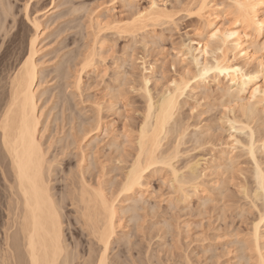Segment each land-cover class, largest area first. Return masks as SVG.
<instances>
[{"label": "rangeland", "instance_id": "1", "mask_svg": "<svg viewBox=\"0 0 264 264\" xmlns=\"http://www.w3.org/2000/svg\"><path fill=\"white\" fill-rule=\"evenodd\" d=\"M3 1H5L4 4ZM148 1L149 0H135V1L133 0L131 3H128L127 0H32V1L31 0H1L0 2H2L3 5L0 6V21L3 20L2 16L3 18H5V20L3 22L2 29L0 30L1 32L0 33L1 34L0 35V39H1L0 99L4 98L5 96L6 93L5 90H7L6 88L8 87L6 83H8L7 80L10 77V74H12L13 69L17 67L19 61L23 59V57L26 55L28 42H29L28 40L31 38V36H33L32 34L34 33L32 25H30L31 20L36 19L40 25V33L36 47L38 54L36 53L35 61L36 63H38L37 66L39 65L38 83L41 81V84L38 86L37 93L39 99L38 100L39 113L40 112L42 113L40 119L41 129H42V142L44 144V147L48 145L47 143L49 142L51 143V148L48 150L47 155L48 158L50 157V160L53 158L56 160V162L52 167L54 168L52 170L55 171H52L53 174H51L50 180L51 179L53 180L50 183V187L52 189V194L54 195V198L62 196V204H63L62 206L63 208L65 207V209L62 210L63 212L62 215H64L63 216L64 218H62V222H64L63 219L66 218L67 220L69 219V221H67L68 223L66 222V220L63 223V227H64L63 234H64L65 242L66 244H68L70 255L71 257L73 256L72 258L74 259V261H72L71 264H81V263L86 264V261L89 259L88 257L89 254L94 255V252L90 250L91 247L94 248V249L92 248V250L94 251L97 250L98 247L94 245V241L92 239L89 240L90 237L87 236V233H85L86 230L82 228V225H80V222H78L77 220V214L71 211L73 206L68 204L69 198L66 196V194L69 192L68 187L70 186V183L77 182V174L75 170V165L77 161H79L81 159V155H83L84 157L82 158L83 164L84 166L86 165L85 168L88 169L85 174V177L87 179L90 177L91 179H93L94 176H96L97 174L100 175V172L101 174L103 172V179L106 182L107 186L110 187L113 184H114L113 186H116L117 183L119 182L121 173L126 172L127 167L130 161L133 159L134 154L136 152L135 149L136 139H137L136 136H138L137 134L141 127L140 125L142 124L145 108H146L145 95L143 94L145 88L152 96V99L155 100V101L153 100V102H156L160 99L162 94H164L167 90L171 88L172 86L171 84L174 82V80L177 82L183 80L188 88L186 87L187 90L186 89L184 90L185 93H183V96H181L179 100L180 104L176 112V116L174 120L175 122L172 125L173 127L171 126L172 129L170 130L169 134L166 137L167 140L166 141L165 139L163 140L162 151L164 152V154L166 153L171 154L169 153L170 151L171 152L175 151L179 155L182 154L183 156H179L178 154H175V156L176 155L177 156L173 158L172 166L173 167L175 166L174 167L175 170L179 172V174H177L178 176L180 175L186 176L190 172L186 170V167L188 168L187 165H190L189 167H191V169L193 168V172L195 171L194 175L197 177L195 183L199 186L200 189L198 192L197 191L194 192L191 188L189 189V186L186 185L187 187H185L184 192H186L185 194L187 195L184 198V196L179 194V192L178 193L174 192V187L176 183H174V181L171 180L172 179L171 174L166 168L160 166H155V168L154 167L151 168L149 171L145 173L146 174L144 177L145 180H143L145 186H144V192H142V199H141L142 203H140L141 201H139V203L137 204L138 206L136 205L134 207L135 209H132L133 211L131 210V214L130 213L128 215L126 214V218L124 219L126 222L124 221L123 228L117 229V233L119 235L121 234V231H123L124 234L127 233V235L125 234L126 238H124L121 242H119V244L117 241H116L117 243L115 241L113 242L109 252V257L112 261H115L118 264H153V263L155 264H166V263L167 264H182V263L183 264H238L241 262L245 264V261L248 263H254L258 259V256L254 252L252 253L251 251L249 252L248 248H247L248 251H244L246 250L245 246L244 247L241 246L244 245L242 240L244 241L246 239L249 247L252 248L250 235H251V226L253 223L251 221L257 219L258 215L256 214V212L258 209L261 208L260 205L261 202L259 201H258L259 203L255 202V205H257L255 207L257 208L253 207V205L250 206L251 204L254 203L251 201L249 194H251L250 192L254 189L255 186L253 185L255 184L253 178L254 163L249 157L247 153V149L244 147L247 146L250 141L249 131H246V129H244V131L243 130L239 131L234 129L239 128L240 125L243 126V124L249 125V128L252 130V133L254 134L252 135L253 140H255L254 147L257 148L255 149L256 151L255 158L260 163V166L263 169L264 168L263 165L264 164V143H263L264 105H262V107H260V105L264 103H261L260 105L259 104L256 105L257 107L256 109L258 111L257 113L259 116H257L256 113L257 117L255 116L254 120L248 121L247 123L246 116H243L241 114L240 109H238L241 107V105H239L238 103L243 105L248 103L251 104L254 102V100L247 99L249 97L248 92L246 91L244 93H240L239 95H237L235 92V88H229L227 85V81L222 76H217L212 71L204 75L205 77L200 76L199 70L201 66L203 64H204L203 66H208V67L212 66L214 64V59L216 60L221 55L219 51H216L214 49L216 45L215 42L210 43L211 44L210 49L207 50L210 51L204 55L198 54L197 51L195 50L196 45L194 44L196 41H199L197 32L202 31V24L200 21H198L196 16H194L195 15L194 11L190 10L187 6L188 2L191 0H160L159 3L165 4V7L169 9V11L172 13L173 22L165 23V24L162 22H160V24H158L159 22L157 24L144 22L143 29L145 30L142 29L140 32L138 31L139 33L135 32L136 34L129 33L128 27L131 24L132 21L131 19L135 17L136 15L135 13L137 11L140 12L143 9L147 8ZM215 3L217 5L219 4V7L221 6L222 10L227 8L228 4H230L229 1H225V0H215ZM26 5L28 10L26 9ZM228 10L229 9H225L224 13L226 12L225 13L226 15L224 13L220 14L218 18L217 24H221L220 26L223 25L224 27L222 28L231 26L229 25L232 22H230L231 18L229 17L230 13H227ZM24 17L25 18L27 17L28 19L27 18L25 19ZM114 22H119V23H114ZM101 28H102V32L100 31ZM96 30L99 31V33L100 32L101 33L97 34L98 32ZM125 30L128 32H125ZM128 34H130L131 36ZM204 35L205 32H203V38L205 37ZM10 36L15 37L14 43L12 44V49L14 54L12 55L13 57L5 56L6 58L5 57L3 58L2 54L6 48V40ZM96 36L97 37L99 36L98 37L99 39L101 37V39L98 40L97 45L96 43H94L97 42V40H95V38L97 39ZM263 36H264L263 34H260L257 36L253 35L252 37V42L254 46L258 47V49L263 47V42H262L264 40ZM101 40L103 41L102 43L100 42ZM203 41L205 42V39ZM92 44L94 45L93 47L95 48L97 47V48L95 49L91 47ZM257 44L260 45L258 46ZM20 45L22 48L20 47ZM17 46L22 50L17 48ZM90 50L92 51L94 50L93 52L97 51L94 61L91 62L92 68L90 66H85L84 64L87 62L85 61L86 59L84 60V58H86V56L90 53L89 52ZM258 51H259L258 55L264 53V51L261 50ZM228 55L227 58H229L230 55L232 54H228ZM132 57L133 59H131ZM13 59L15 60L13 61ZM254 64H250L245 68V70L246 71L248 70V72H253L256 69V66ZM82 65H84L85 67L84 66L82 67ZM80 67L82 68L80 69ZM6 69L7 70L10 69V71H7ZM77 69L79 70V72H77ZM185 70H187L188 73ZM104 71L107 73H105ZM197 72L199 75L197 74ZM79 73L81 74L82 77H80V84L76 85L74 83L76 78L75 75L76 74L78 75ZM181 77H183L185 80ZM143 80L147 81L146 87L144 86L145 83ZM74 84L76 85V87ZM1 86L4 88L1 89L2 88ZM250 86L251 85L246 87V90H248ZM139 87L140 88L142 87V89H140L141 91L138 89ZM216 89L220 91H217ZM2 90L4 91L2 92ZM41 92L43 93L45 92V94L43 93L40 94ZM64 96H66V98ZM238 98L239 99L241 98L242 100L240 101ZM99 100L101 104L98 103ZM258 109L259 110L262 109L261 112H259ZM98 114L99 115L101 114L100 118ZM258 117L261 119H258ZM232 120L236 122L239 120L238 123L239 122L241 123H239V125L234 124L236 128H233L235 127L234 125L233 127H231L228 124ZM70 121H72V123ZM89 124L90 126L92 125L91 126L92 128H96L97 126L98 127L100 126L99 129L102 130L99 131V133L93 131V133L87 135L88 138L86 137V139L83 140V142L80 141V145L82 147V152H81L79 151L78 148L72 145L71 139L74 137L73 135H77V137L81 139V135L79 133L81 128L87 129ZM69 125L71 126V128ZM113 131L114 134L112 133ZM173 132H174V136L172 135ZM95 133L98 134L95 135ZM181 134H183L184 136ZM175 136L179 139L180 142L176 141L178 139ZM90 137H92V140H90ZM125 137L127 140L125 139ZM233 140L238 141L240 143L238 144L239 146L237 144L234 145L235 150L232 148L230 144L231 142H233ZM65 141L69 144H66ZM61 142L62 144H60ZM257 142L260 144H258ZM112 143L114 145H111ZM164 143L166 146L164 145ZM179 144L181 147L179 146ZM257 144L259 147L256 146ZM167 145L169 146L168 148ZM177 145L180 148H178ZM113 146L115 147L113 148ZM126 146L128 148H126ZM116 147L118 148L116 149ZM118 149H120V151ZM64 150H66L65 151L66 153H62L64 152ZM226 152L227 153L231 152V155H233L234 157V161L231 164L232 166L226 165L229 167L226 168L225 166H222L219 170L214 169L215 166H219L220 163L223 164L220 158L222 157V155H224L223 153ZM120 155H122V158ZM117 157H119V160L117 159ZM120 159L121 160L123 159V161L121 162ZM174 159L176 160L174 161ZM117 160L120 162H118ZM158 168L161 169L160 170L161 172L159 171ZM5 169L7 170L6 172H9L7 167ZM153 169L155 170L152 171ZM225 169L226 171H224ZM1 177H0V250L2 254L5 253L6 256L5 262L8 260L7 264L11 262H12L11 264H16L15 258L14 259L13 257L11 258L12 254H9V250H6L7 245L5 244L7 238L6 236L8 234L10 237L9 240L10 247L14 246V240L12 238L13 236L10 235L11 234L13 235L15 228L11 227L10 225L12 224V217H11V212L10 214H8L9 212H7L9 211L8 210L9 205L8 202H6L8 201L10 196L8 193L9 192L8 184L10 185V182L12 181V177L11 176L9 177V173L7 176L8 178L7 177L1 178ZM199 177H201L200 178L201 182L199 180ZM67 181L68 182L71 181V182L68 183ZM241 184L244 186V188H242L243 186ZM247 190L249 191V194L246 193ZM150 192L153 194L151 195ZM207 196H208V201L205 202ZM178 197L180 198V200ZM182 200H184L185 203H183ZM249 201L252 203H250ZM129 204L130 203L128 202L126 206ZM143 204L145 205V207ZM200 205H202V207ZM66 209L68 211H64ZM172 209L175 210L172 211ZM175 211L179 213L177 214ZM239 211L241 212L239 213ZM183 212L185 213V215L183 214ZM238 213L242 216H240ZM66 216H68L69 218ZM238 217L241 218L239 219ZM74 218L76 221L74 220ZM134 220H136V222ZM212 223H214L215 225ZM236 226L238 227L237 229ZM263 227L261 228L260 232H262V234L264 235ZM75 228H77L76 229L77 231L75 230ZM143 229L145 230L143 231ZM201 231H203V234ZM246 231L248 233H246ZM235 233L238 236L235 235ZM196 234L197 236H195ZM223 234L225 236H222ZM175 236L179 238H176ZM184 238L187 240H184ZM235 238L236 240H234ZM247 238L249 240H247ZM239 240L240 243L242 242L241 243L242 245H240ZM67 241L69 243H67ZM261 243L264 244V237L262 238ZM240 247L242 248V250ZM227 248H229L230 250L229 249L227 250ZM238 248H240L241 252L242 251L243 252L241 253ZM221 251L222 252L224 251L225 255ZM261 252L264 255L263 248ZM247 254L249 255V257H251L250 260H248ZM75 256L77 257V259ZM243 258L245 259L241 260ZM132 259L134 261H132ZM251 260L254 262H252ZM255 263H257V261Z\"/></svg>", "mask_w": 264, "mask_h": 264}, {"label": "bare ground", "instance_id": "2", "mask_svg": "<svg viewBox=\"0 0 264 264\" xmlns=\"http://www.w3.org/2000/svg\"><path fill=\"white\" fill-rule=\"evenodd\" d=\"M1 1V0H0ZM32 1V0H31ZM128 3H131L133 0H127ZM135 1V0H134ZM160 0H149L147 8L143 9L140 12H136L135 17L131 19V24L128 27L129 33L140 32L144 26V22H150L152 24H160L162 23H172L173 15L165 7V4L159 3ZM229 1L228 7L225 9H229L227 13H230L231 18L230 22H232L231 26L226 28L221 24H217L218 18L220 14H223L225 9L222 10L219 4L215 3V0H191L188 2L187 6L190 10H193L196 18L202 24V31L197 32L199 41H196L194 45H196L195 50L198 54H206L210 49V43L215 42L214 49L220 52V57L216 60L214 59V64L212 66H201L199 70V74L201 77L212 71L217 76H222L226 81L229 88H235V92L237 95L240 93L248 92L249 97L247 99L254 100L253 103L248 104H240V111L243 116H246V122L254 120L257 111V104L264 103V53L259 54L258 50L264 51V40L263 47L258 49L257 46H254L252 42L253 35H264V30L260 28V24L264 22V0H225ZM5 1H3L4 4ZM223 2V1H222ZM134 3V2H133ZM167 3V2H166ZM0 2V6L3 5ZM30 4V3H29ZM28 4V5H29ZM8 5V4H7ZM155 5V7H153ZM181 5V4H180ZM224 5V4H223ZM250 5H255V7H250ZM25 7V6H24ZM50 8V7H49ZM3 9V8H2ZM5 9V8H4ZM27 9V5H26ZM25 9V10H26ZM7 10V9H6ZM28 10V9H27ZM136 10V9H135ZM185 10V9H184ZM181 11V10H180ZM190 11V12H193ZM227 11V10H226ZM2 12V11H1ZM4 12V11H3ZM13 12V11H12ZM26 13V11H25ZM226 13V12H225ZM224 13V14H225ZM87 15V14H86ZM134 15V14H133ZM178 15V14H177ZM188 15V14H187ZM226 15V14H225ZM189 16V15H188ZM222 16V15H221ZM5 17V16H4ZM15 17V16H14ZM25 18V17H24ZM27 18V17H26ZM25 18V19H26ZM98 18V17H97ZM221 18V17H220ZM0 21V30L2 29L3 22L5 18ZM28 19V18H27ZM107 19V18H106ZM92 20V19H91ZM103 21V20H102ZM108 21V20H107ZM129 21V20H128ZM92 22V21H91ZM106 22V21H105ZM130 22V21H129ZM222 22V21H221ZM219 22V23H221ZM100 23V22H99ZM108 23V22H107ZM119 23V22H114ZM229 23V22H228ZM98 24V23H97ZM96 24V25H97ZM112 24V23H111ZM110 24V25H111ZM121 24V23H120ZM34 33L31 38L28 40V48L26 55L19 61V64L15 69H13L12 74L8 78V87L5 93L4 98L0 99V175L1 178H5L8 176L12 177V181L10 185L8 184L9 190V199L8 201V214L11 212L12 224L11 227L15 228L13 232L14 246L10 247V237L7 234V238L5 244L7 245V249L9 250V254H12L11 258H15L16 264H71L74 259L70 255V251L68 249V244H66L64 239V227L63 223L69 221V219H63L62 215L63 208L62 204V196L54 198L52 194V189L50 187V183L53 179L50 180L52 170L54 168L53 165L56 160L53 158L50 160L48 158V150L51 148V143L44 147L42 142V129H41V116L42 113H39L38 107V86L41 84V81L38 83V66L35 61V56L37 53V40L39 38L40 33V25L36 19L31 20V24ZM87 25V24H86ZM147 25V24H146ZM149 25V24H148ZM91 26V24H90ZM102 26V25H101ZM100 26V27H101ZM107 26V25H105ZM112 26V25H111ZM117 26V25H116ZM99 27V29H100ZM113 27V26H112ZM15 28V26H14ZM86 28V27H85ZM107 28V27H105ZM111 28V27H110ZM118 28V27H117ZM120 28V27H119ZM124 28V27H123ZM122 28V29H123ZM127 28V29H128ZM148 28V27H147ZM146 28V29H147ZM151 28V27H150ZM109 29V28H108ZM114 29V28H113ZM155 29V28H154ZM90 30V29H89ZM92 30V29H91ZM98 30V29H97ZM96 30V31H97ZM107 30V29H106ZM121 30V29H120ZM124 30V29H123ZM145 30V29H143ZM217 30H219L217 32ZM45 31V30H44ZM102 32V28L100 30ZM104 31V29H103ZM92 32V31H91ZM97 34H100L97 31ZM114 32V31H113ZM120 32V31H119ZM124 32V31H123ZM125 32H128L125 30ZM138 32V33H139ZM203 32H205V37L203 38ZM213 32H217L215 37L212 36ZM1 33V32H0ZM95 33V32H94ZM234 33V35H233ZM136 34V33H135ZM1 35V34H0ZM7 35V34H5ZM96 35V34H95ZM130 35V34H128ZM91 36V35H90ZM131 36V35H130ZM129 36V37H130ZM197 36V35H196ZM2 37V36H1ZM97 37V36H96ZM99 37V36H98ZM95 37V40L100 39ZM14 36H10L6 40V48L2 54V57L5 56L13 57V49L12 44L14 43ZM85 38V37H84ZM104 38V37H103ZM17 39V38H16ZM205 39V42L203 41ZM257 39V38H256ZM255 39V40H256ZM264 39V36H263ZM4 40V38H3ZM103 40V39H102ZM100 41L101 43L103 41ZM254 40V39H253ZM1 41V39H0ZM18 41V40H17ZM20 41V38H19ZM85 41V40H84ZM88 42V41H87ZM86 42V43H87ZM3 43V42H2ZM91 43V42H90ZM16 44V43H15ZM138 44V43H137ZM261 44V43H260ZM259 44V45H260ZM87 45V44H86ZM105 45V44H104ZM258 45V44H257ZM258 45V46H259ZM19 46V44H18ZM17 46V48H19ZM75 46V45H74ZM84 46V45H83ZM94 45L92 44L91 47ZM100 46V45H99ZM98 46V47H99ZM147 46V45H146ZM262 46V45H261ZM21 47V45H20ZM87 47V46H86ZM105 47V46H104ZM22 48V47H21ZM19 48V49H21ZM95 48V47H93ZM97 48V47H96ZM95 48V49H96ZM102 48V47H101ZM110 48V47H109ZM213 48V47H212ZM83 49V47H82ZM16 50V49H15ZM22 50V49H21ZM89 50V49H88ZM98 50V49H97ZM194 50V51H195ZM18 51V49H17ZM25 51V50H24ZM94 51V50H93ZM90 50L85 61H87L85 66H92L91 62L94 61V58L97 54ZM104 51V50H101ZM214 51V50H213ZM15 52V51H14ZM109 53V52H108ZM212 53V52H211ZM214 53V52H213ZM25 54V53H24ZM38 54V53H37ZM83 54V53H82ZM229 58H227L229 55ZM257 54V56H256ZM23 55V54H22ZM215 55V54H214ZM228 55V56H227ZM84 56V55H82ZM98 56V55H97ZM104 56V54H103ZM59 57V56H58ZM99 57V56H98ZM6 58V57H5ZM17 58V57H16ZM20 59V57H19ZM18 59V60H19ZM133 59V57L131 58ZM15 59H13L14 61ZM17 60V59H16ZM83 60V61H84ZM199 60V59H198ZM1 61V59H0ZM84 61V62H85ZM239 61V62H237ZM82 62V61H81ZM116 62V61H115ZM119 62V61H118ZM141 62V61H140ZM9 63V62H8ZM83 63V62H82ZM98 63V62H97ZM255 63V64H254ZM42 64V63H40ZM104 64V63H103ZM115 64V63H114ZM131 64V63H130ZM250 64H254L256 69L253 72L246 71L245 68ZM11 65V64H10ZM94 65V64H93ZM121 65V64H120ZM150 65V64H149ZM200 65V64H199ZM8 66V65H7ZM69 66V65H68ZM84 65H82L83 67ZM84 66V67H85ZM52 67V66H51ZM80 67V69L82 68ZM70 68V67H69ZM92 68V67H91ZM90 68V69H91ZM143 68V67H142ZM73 69V68H72ZM85 69V68H84ZM104 69V68H103ZM7 70V69H6ZM5 70V71H6ZM12 70V69H11ZM68 70V69H67ZM75 70V69H74ZM88 70V69H87ZM7 71H10L7 70ZM187 72V70H185ZM72 72V71H71ZM77 72L79 70L77 69ZM105 72V71H104ZM8 73V72H7ZM76 73V72H75ZM81 73V72H80ZM75 75V84H80L81 74ZM83 73V72H82ZM91 73V72H90ZM100 73V72H99ZM107 73V72H105ZM151 73V72H150ZM188 73V72H187ZM9 74V73H8ZM198 74V72H197ZM198 74V75H199ZM119 75V74H118ZM185 75V73H184ZM1 76V75H0ZM100 76V75H99ZM104 76V75H102ZM128 76V75H127ZM143 76V75H142ZM197 76V75H196ZM6 77V76H5ZM8 77V76H7ZM73 77V76H72ZM98 77V76H97ZM101 77V76H100ZM131 77V76H129ZM145 77V76H144ZM205 77V76H204ZM40 78V77H39ZM57 78V77H56ZM99 78V77H98ZM112 78V77H111ZM183 78V77H181ZM1 79V77H0ZM41 79V78H40ZM72 79V78H71ZM100 79V78H99ZM184 79V78H183ZM195 79V78H194ZM202 79V78H201ZM6 80V79H5ZM63 80V79H62ZM82 80V79H81ZM149 80V79H148ZM180 80V79H179ZM185 80V79H184ZM61 81V80H60ZM117 81V80H116ZM146 87V82L143 80ZM188 81V80H187ZM216 81V80H215ZM82 83V82H81ZM135 83V82H134ZM143 83V82H142ZM74 84V85H75ZM115 84V82H114ZM124 84V83H123ZM189 84V83H187ZM49 85V84H48ZM73 85V86H74ZM75 85V87H76ZM171 88L169 90H165L166 92L162 94L160 99L156 102H153L152 96L149 94L148 90L145 88L143 94L145 95V113L143 117L142 124L140 125V129L138 132V136L136 139V152L134 154L133 159L130 161L127 170L125 173H121L119 182L116 186L111 185L107 186L106 182L103 179V172L100 175L97 174L93 177V179L86 178L85 174L87 172V168H85L83 164V155H81V159L77 161L75 165V170L77 174V182H68L70 183L69 192L66 196L69 198L68 204L73 206L72 210L77 214V220L82 225V228L86 230L87 236H89V240L92 239L94 241V245L98 247L97 250H92L94 255L89 254V259L86 261V264H118L115 261H112L109 257V252L111 249V245L113 242L117 241L118 244L125 237L123 231L119 235L117 233V229L123 228L124 219L126 218V214H131V210L135 209L134 207L141 201L142 192H144V177L145 173L149 171L151 168H155V166H160L166 168L171 174V180L174 181L175 187L174 192H179V194L183 195L184 198L187 194L184 192L185 187L189 186L194 192L199 191V186L195 183L197 177L194 175L193 168L187 165L186 170L190 171L186 176H178V171L175 170V166L172 165V160L175 158V154H178L175 151H170L171 154H164L162 151V143L163 140H167L166 137L172 129V125L174 124L176 112L179 106V100L181 96H183L184 90L187 85L182 80L175 81L171 84ZM220 85V84H219ZM218 85V86H219ZM249 85L250 88L246 90V87ZM3 86V85H2ZM1 86V87H2ZM6 86V85H5ZM44 86V85H43ZM109 86V85H108ZM123 86V85H122ZM130 86V85H129ZM128 86V87H129ZM223 87V86H222ZM226 87V88H228ZM2 87L1 89H3ZM188 88V87H187ZM80 89V88H79ZM117 89V88H116ZM139 90L142 87L138 88ZM164 89V88H163ZM167 89V88H166ZM72 90V89H71ZM107 90V89H106ZM187 90V89H186ZM193 90V89H192ZM217 90V89H216ZM225 90V89H224ZM230 90V89H229ZM234 90V89H233ZM1 91V90H0ZM4 90H2L3 92ZM110 91V90H109ZM113 91V89H112ZM124 91V89H123ZM136 91V90H135ZM141 91V90H140ZM220 91V90H217ZM255 91V98L253 97V92ZM66 92V91H65ZM80 92V91H79ZM108 92V91H107ZM41 92L40 94H42ZM60 93V92H59ZM111 93V92H110ZM226 93V91H225ZM4 94V93H3ZM45 94V92L43 93ZM77 94V93H76ZM118 94V92H117ZM116 94V95H117ZM120 94V93H119ZM124 94V93H123ZM205 94V93H204ZM235 94V96H236ZM53 95V94H52ZM65 95V94H64ZM69 95V94H68ZM72 95V94H71ZM222 95V94H221ZM78 96V95H77ZM205 96V95H204ZM223 96V95H222ZM228 96V95H227ZM3 97V96H2ZM66 98V96H64ZM109 97V96H108ZM118 97V96H117ZM226 97V96H225ZM54 98V97H53ZM125 98V97H123ZM235 98V97H234ZM243 98V97H242ZM59 99V98H58ZM77 99V98H76ZM103 99V98H102ZM118 99V98H117ZM158 99V97H157ZM156 99V100H157ZM239 99V98H238ZM259 99V100H258ZM124 100V99H123ZM237 100V99H236ZM242 100L241 98L239 99ZM245 100V99H244ZM258 100V101H256ZM66 101V100H65ZM155 101V100H154ZM229 101V100H228ZM235 101V100H234ZM256 101V102H255ZM70 102V101H69ZM127 102V101H126ZM231 102V101H230ZM233 102V101H232ZM243 102V101H242ZM63 103V102H62ZM100 103V100L99 102ZM244 103V102H243ZM51 104V103H50ZM66 104V103H65ZM101 104V103H100ZM103 104V103H102ZM236 104V105H238ZM64 105V104H63ZM261 104L260 107H262ZM53 106V105H52ZM235 106V105H234ZM41 107V106H40ZM97 107V106H96ZM101 107V106H100ZM114 107V106H113ZM239 107V106H238ZM99 108V106H98ZM124 108V107H123ZM183 108V107H182ZM259 108V107H258ZM43 109V108H42ZM97 109V108H96ZM110 109V108H109ZM115 109V108H114ZM232 109V108H231ZM260 109V108H259ZM258 109V110H259ZM101 110V108H100ZM262 110V109H261ZM259 110V112H261ZM110 111V110H109ZM208 111V110H207ZM102 112V111H101ZM100 112V113H101ZM125 112V111H124ZM233 112V111H232ZM44 113V112H43ZM90 113V112H89ZM94 114V113H93ZM99 115V114H98ZM101 115V114H100ZM99 115V118H100ZM241 115V118H242ZM44 116V115H43ZM46 116V115H45ZM52 116V115H51ZM257 116L258 113H257ZM256 116V117H257ZM262 117V116H261ZM44 118V117H43ZM48 118V117H47ZM96 118V117H95ZM240 118V119H241ZM245 119V118H244ZM258 119H261L258 117ZM257 119V120H258ZM63 120V119H62ZM73 120V119H70ZM235 120V119H234ZM264 120V119H263ZM48 121V119H47ZM65 121V119H64ZM233 121V120H232ZM229 122V126L233 127L234 124L239 125L238 121ZM244 121V120H243ZM72 123V121H70ZM124 122V121H123ZM259 122V121H258ZM262 122V121H261ZM55 123V122H54ZM70 123V125H71ZM96 123V122H95ZM186 123V122H185ZM245 123V122H244ZM256 123V122H255ZM47 124V123H46ZM84 124V123H83ZM263 124V123H262ZM69 125V126H70ZM102 125V124H101ZM73 126V124H72ZM85 126V125H84ZM92 126V125H91ZM89 124L87 129L80 130L81 139L77 137V135H73L72 145L79 149L82 152V147L80 145V141L86 139L87 135L91 133L101 131L99 127L92 128ZM124 126V125H123ZM172 126V127H171ZM176 126V123H175ZM189 126V125H188ZM235 126V125H234ZM45 127V126H44ZM103 127V126H102ZM239 127V126H238ZM71 128V126H70ZM233 128H236L233 127ZM232 128V129H233ZM79 129V128H78ZM99 129V130H98ZM185 129V128H184ZM249 131V144L247 146H243L247 149V153L251 158L253 164V178H254V189L250 192L247 190L246 193L249 194L251 201L254 204H249L253 207L255 202H261V208L257 210L256 214L257 219L251 221L253 224L251 226V235L250 240L252 244V248L249 247L246 239L243 242V246L246 248L244 251L254 252L258 259L257 263H248L245 261V264H264V255L261 252L262 248L264 249V244L261 243L264 235L260 232L261 228L264 226V168L262 169L260 163L255 158V148L254 141L252 138V130L249 128V125L243 124L240 125L239 128L234 130L239 131ZM48 130V129H47ZM72 130V129H71ZM77 130V129H76ZM183 130V129H182ZM74 131V129H73ZM128 131V130H127ZM185 131V130H184ZM48 132V131H47ZM56 132V131H55ZM76 132V131H75ZM74 132V134H75ZM78 132V131H77ZM177 132V131H176ZM186 132V131H185ZM61 133V132H60ZM70 133V132H69ZM73 133V132H72ZM71 133V134H72ZM97 133V134H98ZM114 134V131L112 132ZM123 133V132H122ZM172 133V132H171ZM187 133V132H186ZM45 134V133H44ZM78 134V133H76ZM95 133V135H97ZM104 134V133H103ZM185 134V133H184ZM79 135V136H80ZM106 135V133H105ZM104 135V136H105ZM122 135V134H121ZM126 135V134H125ZM130 135V133H129ZM133 135V134H132ZM131 135V136H132ZM174 136V132L172 134ZM171 135V136H172ZM183 135V134H181ZM62 136V135H61ZM70 136V135H69ZM103 136V135H102ZM170 136V137H171ZM184 136V135H183ZM182 136V137H183ZM201 136V135H200ZM71 137V136H70ZM69 137V138H70ZM93 137V136H92ZM90 137V140H92ZM128 137V136H127ZM176 137V136H175ZM180 137V135H179ZM88 138V137H87ZM100 138V137H99ZM118 138V137H117ZM177 138V137H176ZM185 138V137H184ZM211 138V137H210ZM51 139V137H50ZM55 139V138H54ZM126 139V137H125ZM178 139V138H177ZM209 139V138H208ZM230 139V138H229ZM89 140V141H90ZM121 140V139H120ZM127 140V139H126ZM124 140V141H126ZM135 140V139H134ZM50 141V140H49ZM52 141V140H51ZM129 141V140H128ZM169 141V140H168ZM178 142V140H176ZM209 141V140H208ZM259 141V140H258ZM66 142V141H65ZM106 142V140H105ZM113 142V141H111ZM133 142V141H132ZM210 142V141H209ZM230 142V140H229ZM166 143V142H165ZM164 143V145H165ZM258 143V142H257ZM264 143V141H263ZM54 144V143H53ZM62 144V142L60 143ZM66 144H69L66 142ZM90 144V142H89ZM88 144V145H89ZM97 144V143H96ZM109 144V143H108ZM125 144V143H124ZM123 144V145H124ZM133 144V143H131ZM171 144V143H170ZM232 148H235V144H240L238 141H234L230 143ZM229 144V145H230ZM260 144V143H258ZM258 144L256 146H258ZM56 145V144H55ZM110 145V144H109ZM111 145H114L113 143ZM120 145V144H119ZM128 145V144H127ZM176 145V144H174ZM182 145V144H181ZM53 146V145H52ZM57 146V145H56ZM55 146V147H56ZM60 146V145H59ZM58 146V147H59ZM71 146V145H70ZM116 146V145H115ZM113 146V148L115 147ZM166 146V145H165ZM171 146V145H170ZM180 146V144H179ZM185 146V145H184ZM239 146V145H238ZM69 147V146H68ZM98 147V146H97ZM112 147V146H111ZM119 147V146H118ZM116 147V149L118 148ZM121 147V146H120ZM125 147V146H124ZM169 146L167 145V148ZM175 147V146H174ZM178 147V145H177ZM181 147V146H180ZM178 147V148H180ZM230 147V146H229ZM242 147V148H244ZM259 147V146H258ZM62 148V147H61ZM67 148V146H66ZM73 148V147H72ZM75 148V149H76ZM126 148H128L126 146ZM224 148V147H223ZM55 149V148H53ZM57 149V148H56ZM65 149V147H64ZM77 149V150H78ZM84 149V148H83ZM122 149V148H121ZM172 149V148H171ZM201 149V148H200ZM62 150V149H61ZM69 150V148H68ZM67 150V152H68ZM120 151V149H118ZM195 150V149H193ZM235 150V149H234ZM66 150L62 153H66ZM124 151V150H123ZM132 151V149H131ZM169 151V150H168ZM179 151V150H178ZM51 152V151H50ZM56 152V151H55ZM77 152V151H76ZM52 153V152H51ZM60 153V152H58ZM116 153V152H115ZM50 154V153H49ZM83 154V153H81ZM103 154V153H102ZM111 154V153H110ZM120 154V153H119ZM127 154V153H126ZM220 158L223 164H219V166H215L214 169H220L222 166L226 168L229 167L234 161L233 155L230 153H223ZM51 155V154H50ZM54 155V154H52ZM61 155V154H60ZM59 155V156H60ZM67 155V154H66ZM118 155V154H117ZM179 155V154H178ZM57 156V155H56ZM55 156V157H56ZM85 156V155H84ZM122 158V155H120ZM179 156H183L182 154ZM52 158V156H51ZM57 158V157H56ZM64 158V157H63ZM89 158V157H88ZM181 158V157H180ZM86 159V157H85ZM98 159V158H97ZM119 160V157H117ZM178 159V158H177ZM61 160V159H59ZM117 160V161H118ZM121 160V159H120ZM176 159H174L175 161ZM104 161V160H103ZM123 159L121 160V162ZM59 162V161H57ZM102 162V161H101ZM100 162V163H101ZM105 162V161H104ZM120 162V161H118ZM237 162V161H236ZM99 163V162H98ZM127 163V162H126ZM205 163V162H204ZM227 163V164H226ZM121 164V163H120ZM189 164V163H188ZM58 165V164H57ZM56 165V166H57ZM126 165V164H125ZM229 165V166H226ZM264 165V164H263ZM192 166V165H191ZM232 166V165H231ZM8 168L9 172L5 168ZM61 167V166H59ZM58 167V168H59ZM236 167V166H234ZM104 168V167H103ZM90 169V168H89ZM159 169V168H158ZM157 169V170H158ZM206 169V168H205ZM212 169V168H211ZM210 169V170H211ZM224 169V167H223ZM61 170V169H60ZM65 170V169H64ZM153 169L152 171H154ZM161 169H159L160 171ZM166 170V171H167ZM184 170V169H183ZM203 170V169H202ZM231 170V168H230ZM233 170V169H232ZM237 170V169H236ZM70 171V170H69ZM96 171V170H95ZM151 171V173H152ZM180 171V170H179ZM226 171V169L224 170ZM222 171V172H224ZM235 171V170H234ZM161 172V171H160ZM178 172V173H177ZM184 172V171H183ZM219 172V171H218ZM236 172V171H235ZM68 173V172H67ZM71 173V172H69ZM75 173V172H74ZM106 173V172H104ZM154 173V172H153ZM212 173V172H211ZM239 173V172H238ZM237 173V174H238ZM242 173V172H241ZM158 174V173H157ZM182 174V173H181ZM230 174V173H229ZM59 175V174H58ZM69 175V174H68ZM73 175V174H72ZM71 175V176H72ZM184 175V174H183ZM67 176V175H66ZM88 176V175H87ZM202 176V174H201ZM240 176V175H239ZM234 177V176H233ZM242 177V176H241ZM8 178V177H7ZM6 178V179H7ZM151 178V177H150ZM155 178V177H154ZM201 177H199L200 180ZM208 178V177H207ZM231 178V176H230ZM5 179V180H6ZM11 179V178H10ZM68 179V178H67ZM165 179V178H163ZM63 180V179H62ZM65 180V179H64ZM169 180V181H171ZM231 180V179H229ZM56 181V180H55ZM60 181V179H59ZM58 181V182H59ZM149 181V180H148ZM233 181V180H232ZM163 182V181H161ZM167 182V181H166ZM165 182V183H166ZM201 182V180H200ZM8 183V182H7ZM55 183V182H53ZM61 183V181H60ZM59 183V184H60ZM63 183V181H62ZM209 183V182H208ZM213 183V182H212ZM58 184V183H57ZM109 184V183H108ZM164 184V183H162ZM161 184V185H162ZM211 184V183H210ZM233 184V183H232ZM239 184V183H238ZM245 184V183H244ZM66 185V184H65ZM64 185V187H65ZM167 185V184H166ZM169 185V184H168ZM174 185V184H173ZM172 185V186H173ZM187 185V186H186ZM231 185V184H230ZM237 185V184H236ZM242 185V184H241ZM59 186V185H58ZM68 186V185H67ZM243 186V185H242ZM252 186V185H251ZM55 187V186H54ZM53 187V188H54ZM61 187V186H60ZM148 187V185H147ZM170 187V186H169ZM58 188V187H57ZM56 188V189H57ZM152 188V187H151ZM171 188V187H170ZM168 188V189H170ZM239 188V187H238ZM244 188V186L242 187ZM188 189V188H187ZM228 189V188H227ZM240 189V188H239ZM251 189V188H250ZM68 190V189H67ZM147 190V189H146ZM150 190V189H148ZM163 190V189H162ZM224 190V189H223ZM222 190V191H223ZM6 191V190H5ZM56 191V190H55ZM59 191V190H58ZM61 191V190H60ZM158 191V190H157ZM160 191V190H159ZM173 191V190H172ZM226 191V190H225ZM240 191V190H239ZM245 191V190H244ZM67 192V191H65ZM64 192V194H65ZM148 192V191H147ZM146 192V193H147ZM241 192V191H240ZM54 193V192H53ZM57 193V192H56ZM62 193V192H61ZM151 193V192H150ZM193 193V192H192ZM223 193V192H222ZM239 193V192H238ZM245 193V194H246ZM6 194V193H5ZM153 193H151L152 195ZM220 194V193H219ZM225 194V193H224ZM8 195V194H7ZM145 195V194H144ZM222 195V194H221ZM60 196V195H58ZM167 196V195H166ZM180 196V195H179ZM189 196V195H188ZM216 196V195H215ZM218 196V195H217ZM226 196V195H225ZM241 196V195H240ZM248 196V195H247ZM246 196V197H247ZM171 197V196H170ZM181 197V196H180ZM220 197V195H219ZM245 197V196H244ZM179 198V197H178ZM189 198V197H188ZM195 198V197H194ZM217 198V197H216ZM215 198V199H216ZM248 198V197H247ZM152 199V198H150ZM221 199V198H220ZM246 199V198H245ZM67 200V199H66ZM144 200V199H143ZM149 200V199H148ZM155 200V199H154ZM178 200V199H177ZM180 200V198H179ZM190 200V199H189ZM223 200V199H222ZM244 200V198H243ZM183 203L184 200H182ZM208 201V196L205 199V202ZM130 203L126 206V204ZM203 202V203H205ZM250 202V201H249ZM250 202V203H252ZM258 202V203H259ZM67 203V201H66ZM142 203V201L140 202ZM165 203V202H164ZM166 204V203H165ZM189 204V203H188ZM66 205V204H65ZM144 205V204H143ZM149 205V204H148ZM208 205V204H207ZM220 205V204H219ZM229 205V204H228ZM138 206V205H137ZM153 206V205H152ZM186 206V205H185ZM202 207V205H200ZM215 206V205H214ZM218 206V205H217ZM223 206V205H222ZM227 206V205H226ZM6 207V206H5ZM70 207V206H68ZM145 207V205H144ZM176 207V206H175ZM228 207V206H227ZM7 208V207H6ZM234 208V207H233ZM257 208V207H255ZM259 208V206H258ZM74 209V210H73ZM137 209V207H136ZM142 209V208H141ZM140 209V210H141ZM178 209V208H175ZM174 209V210H175ZM180 209V208H179ZM184 209V208H183ZM204 209V208H203ZM231 209V208H230ZM172 209V211H174ZM189 210V209H187ZM249 210V209H248ZM251 210V209H250ZM64 211H68L67 209ZM133 211V210H132ZM139 211V210H138ZM170 211V209H169ZM224 211V210H222ZM256 211V210H255ZM254 211V212H255ZM152 212V211H151ZM176 212V211H175ZM212 212V211H211ZM227 212V210H226ZM241 211H239L240 213ZM66 213V212H65ZM74 213V214H75ZM134 213V212H133ZM141 213V212H140ZM146 213V212H145ZM177 213V212H176ZM179 213V212H178ZM177 213V214H178ZM187 213V212H186ZM204 213V212H203ZM224 213V212H223ZM221 213V214H223ZM238 213V214H239ZM73 214V213H72ZM172 214V213H171ZM181 214V213H180ZM185 215V213L183 212ZM228 214V213H227ZM244 214V213H243ZM68 215V214H67ZM70 215V213H69ZM68 215V216H69ZM165 215V214H164ZM168 215V213H167ZM240 215V214H239ZM66 216V217H68ZM137 216V215H136ZM178 216V215H176ZM189 216V214H188ZM242 216V215H240ZM10 217V216H9ZM155 217V216H154ZM174 217V216H173ZM182 217V215H181ZM204 217V216H203ZM217 217V216H216ZM248 217V216H247ZM69 218V217H68ZM153 218V217H152ZM200 218V217H199ZM215 218V217H214ZM221 218V217H220ZM239 219L241 217H238ZM132 219V218H131ZM142 219V218H141ZM145 219V218H144ZM150 219V218H149ZM179 219V218H178ZM208 219V218H207ZM223 219V218H222ZM75 220V218H74ZM73 220V222H74ZM139 220V219H138ZM158 220V219H157ZM193 220V219H192ZM76 221V220H75ZM133 221V220H132ZM136 222V220H134ZM141 221V220H140ZM139 221V222H140ZM171 221V220H170ZM201 221V220H200ZM207 221V220H206ZM216 221V220H215ZM222 221V220H221ZM126 222V221H125ZM148 222V221H147ZM146 222V223H147ZM189 222V221H188ZM218 222V221H217ZM243 222V221H242ZM11 223V222H10ZM68 223V222H67ZM153 223V222H152ZM209 223V222H208ZM234 223V222H233ZM71 224V223H70ZM69 224V226H70ZM177 224V223H176ZM183 224V223H182ZM187 224V223H186ZM200 224V223H199ZM198 224V226H199ZM214 224V223H212ZM127 225V224H126ZM157 225V224H156ZM160 225V224H158ZM168 225V224H167ZM190 225V224H189ZM192 225V224H191ZM197 225V224H196ZM215 225V224H214ZM239 225V224H238ZM250 225V224H249ZM79 226V225H78ZM184 226V225H183ZM187 226V225H186ZM197 226V227H198ZM210 226V225H208ZM207 226V227H208ZM224 226V225H223ZM262 226V227H261ZM10 227V228H11ZM125 227V226H124ZM163 227V226H162ZM190 227V226H189ZM188 227V228H189ZM203 227V226H202ZM228 227V226H227ZM142 228V227H141ZM146 228V227H145ZM173 228V227H171ZM185 228V227H184ZM200 228V227H199ZM210 228V227H209ZM238 227L236 226V229ZM77 228H75L76 230ZM126 229V228H124ZM140 229V228H139ZM190 229V228H189ZM202 229V228H201ZM206 229V226H205ZM240 229V228H239ZM264 229V227H263ZM80 230V229H79ZM145 229H143L144 231ZM165 230V229H164ZM186 230V229H184ZM203 230V229H202ZM77 231V230H76ZM151 231V230H150ZM176 231V230H175ZM189 231V230H188ZM191 231V230H190ZM218 231V230H217ZM216 231V232H217ZM222 231V230H221ZM227 231V230H226ZM231 231V230H230ZM244 231V230H243ZM183 232V231H182ZM181 232V233H182ZM203 234V231H201ZM200 232V233H201ZM214 232V231H212ZM223 232V231H222ZM234 232V231H233ZM69 233V232H68ZM81 233V232H80ZM186 233V232H185ZM189 233V232H188ZM187 233V234H188ZM231 233V232H230ZM246 233H248L246 231ZM146 234V233H145ZM158 234V233H157ZM160 234V233H159ZM172 234V233H171ZM184 234V233H183ZM186 234V235H187ZM201 234V235H202ZM222 234V233H221ZM225 234V233H224ZM222 236H225V235ZM233 234V233H232ZM77 235V234H76ZM174 235V234H173ZM176 235V234H175ZM235 235H237L235 233ZM234 235V236H235ZM244 235V233H243ZM247 235V234H246ZM69 236V235H68ZM82 236V234H81ZM180 236V235H179ZM197 236V234L195 235ZM203 236V235H202ZM238 236V235H237ZM236 236V237H237ZM77 237V236H75ZM176 237V236H175ZM193 237V236H192ZM199 237V236H198ZM201 237V236H200ZM216 237V236H215ZM233 237V236H232ZM246 237V236H244ZM179 238V237H176ZM188 238V237H187ZM207 238V237H206ZM79 239V238H78ZM77 239V240H78ZM82 239V238H81ZM87 239V238H86ZM140 239V238H139ZM164 239V238H163ZM171 239V238H170ZM199 239V238H198ZM201 239V238H200ZM219 239V238H218ZM232 239V238H231ZM67 240V239H66ZM126 240V239H125ZM184 240H187L184 238ZM191 240V239H189ZM207 240V239H206ZM215 240V239H214ZM224 240V239H223ZM236 240V238L234 239ZM238 240V239H237ZM247 240H249L247 238ZM9 241V243H8ZM70 241V240H69ZM72 241V240H71ZM141 241V240H140ZM179 241V240H178ZM217 241V240H216ZM233 241V240H232ZM116 242V243H117ZM125 242V241H124ZM128 242V241H127ZM165 242V241H164ZM181 242V241H180ZM207 242V241H206ZM226 242V240H225ZM241 242V243H242ZM67 243H69L67 241ZM84 243V242H83ZM131 243V242H130ZM150 243V242H149ZM179 243V242H177ZM204 243V242H203ZM240 243V240H239ZM238 243V244H239ZM240 243V245H242ZM4 244V245H5ZM88 244V243H87ZM122 244V243H121ZM146 244V243H145ZM175 244V243H174ZM186 244V243H185ZM190 244V243H189ZM237 244V245H238ZM250 244V246H251ZM12 245V244H11ZM76 245V244H75ZM168 245V244H167ZM171 245V244H170ZM213 245V244H212ZM117 246V245H115ZM126 246V245H125ZM203 246V245H202ZM131 247V246H130ZM137 247V246H136ZM167 247V246H166ZM178 247V246H177ZM217 247V246H216ZM235 247V246H234ZM233 247V249H234ZM240 247V248H241ZM72 248V247H71ZM83 248V247H82ZM123 248V247H122ZM125 248V247H124ZM175 248V247H174ZM184 248V247H183ZM230 248V247H229ZM227 248V250L229 249ZM237 248V247H236ZM240 248H238L240 250ZM248 248V249H247ZM94 249V248H93ZM118 249V248H117ZM165 249V248H164ZM181 249V248H180ZM214 249V248H213ZM232 249V248H231ZM244 249V248H243ZM5 250V249H4ZM3 250V251H4ZM125 250V249H124ZM138 250V249H137ZM172 250V249H171ZM170 250V251H171ZM230 250V249H229ZM242 250V248H241ZM240 250V252H241ZM75 251V250H74ZM85 251V249H84ZM119 251V250H118ZM130 251V250H129ZM132 251V250H131ZM234 251V250H233ZM160 252V251H159ZM191 252V251H190ZM222 252V251H221ZM235 252V251H234ZM243 252V251H242ZM241 252V253H242ZM248 252V253H249ZM1 253V250H0ZM91 253V252H90ZM185 253V252H184ZM201 253V252H200ZM211 253V252H210ZM217 253V250H216ZM224 253V251L222 252ZM246 253V252H245ZM244 253V254H245ZM87 254V255H88ZM131 254V252H130ZM232 254V253H231ZM235 254V253H234ZM250 254V253H249ZM74 255V254H73ZM150 255V254H149ZM159 255V253H158ZM161 255V254H160ZM195 255V254H194ZM225 255V253H224ZM248 255V254H247ZM246 255V256H247ZM77 256V255H76ZM75 256V257H76ZM116 256V255H115ZM123 256V255H122ZM128 256V255H127ZM145 256V255H143ZM174 256V255H173ZM232 256V255H231ZM237 256V255H236ZM235 256V257H236ZM241 256V255H240ZM239 256V257H240ZM202 257V256H201ZM213 257V256H212ZM222 257V256H221ZM225 257V256H224ZM234 257V258H235ZM243 257V256H242ZM245 257V256H244ZM248 260L251 257L247 256ZM112 258V257H111ZM127 258V257H126ZM195 258V257H194ZM197 258V257H196ZM205 258V257H204ZM207 258V257H206ZM226 258V257H225ZM77 259V257H76ZM245 258L241 259L244 260ZM247 259V258H246ZM253 259V258H252ZM256 259V258H255ZM254 259V260H255ZM6 256L4 254H0V263L7 264L8 260L5 262ZM123 260V259H122ZM187 260V259H186ZM207 260V259H206ZM220 260V259H219ZM234 260V259H233ZM238 260V258H237ZM11 261V260H10ZM127 261V259H126ZM132 261H134L132 259ZM185 261V260H184ZM195 261V260H194ZM215 261V258H214ZM232 261V260H231ZM250 261V262H251ZM121 262V261H120ZM192 262V261H191ZM223 262V261H222ZM228 262V261H227ZM233 262V261H232ZM241 262V261H239ZM12 263V262H11ZM9 263V264H11ZM14 263V262H13ZM76 263V262H75ZM124 263V262H123ZM129 263V262H128ZM131 263V262H130ZM136 263V262H134ZM185 263V262H184ZM187 263V262H186ZM203 263V262H202ZM226 263V262H225ZM230 263V262H229ZM236 263V262H235ZM243 264V262H241ZM238 263V264H241ZM82 264V263H81ZM155 264V263H153ZM167 264V263H166ZM183 264V263H182Z\"/></svg>", "mask_w": 264, "mask_h": 264}, {"label": "snow or ice", "instance_id": "3", "mask_svg": "<svg viewBox=\"0 0 264 264\" xmlns=\"http://www.w3.org/2000/svg\"><path fill=\"white\" fill-rule=\"evenodd\" d=\"M153 7H155V5H153ZM250 7H255V5H250ZM260 28L262 29V30H264V22H262L261 24H260ZM219 30H217V32H218ZM217 32H213L212 33V36L213 37H215L216 35H217ZM233 35H234V33H233ZM255 95H256V93H255V91L253 92V97L255 98Z\"/></svg>", "mask_w": 264, "mask_h": 264}]
</instances>
